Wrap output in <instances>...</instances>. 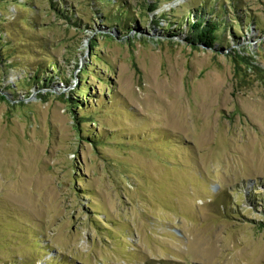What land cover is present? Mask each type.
Returning <instances> with one entry per match:
<instances>
[{
	"label": "rangeland",
	"instance_id": "374dc122",
	"mask_svg": "<svg viewBox=\"0 0 264 264\" xmlns=\"http://www.w3.org/2000/svg\"><path fill=\"white\" fill-rule=\"evenodd\" d=\"M0 264H264V0H0Z\"/></svg>",
	"mask_w": 264,
	"mask_h": 264
},
{
	"label": "trees",
	"instance_id": "16d2710c",
	"mask_svg": "<svg viewBox=\"0 0 264 264\" xmlns=\"http://www.w3.org/2000/svg\"><path fill=\"white\" fill-rule=\"evenodd\" d=\"M218 27V20L213 17L204 19L200 16L191 23L186 38L193 43L199 41L211 46L217 38Z\"/></svg>",
	"mask_w": 264,
	"mask_h": 264
}]
</instances>
